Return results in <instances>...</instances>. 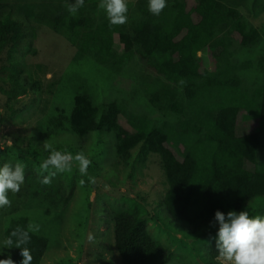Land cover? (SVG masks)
Masks as SVG:
<instances>
[{
    "label": "trees",
    "instance_id": "1",
    "mask_svg": "<svg viewBox=\"0 0 264 264\" xmlns=\"http://www.w3.org/2000/svg\"><path fill=\"white\" fill-rule=\"evenodd\" d=\"M71 2L43 0L25 4L18 12L63 36L75 48V56H89L114 73L135 57L144 61L151 72L144 78L148 104L170 119L158 125L119 100L96 104L78 83L73 86L71 109H56L58 113L46 120L50 133L68 132L84 139L91 132H105L111 153L119 160L126 161L137 145H141L142 163L149 155L158 156L167 190L157 207L173 223L183 222L186 232L197 239L216 235L217 210L240 212L254 200L264 201V153L260 151L264 134V46L258 62L262 83L248 94L241 89L238 71L247 68L249 62L232 61L231 39L250 48L261 32L240 15L237 7L224 0H167L160 15L153 16L148 0H136L132 13L138 15L134 23L110 25L106 15H98L99 0H85L75 15L67 11ZM22 24L11 13L0 15V55L5 52L7 57V63L1 64L0 80L8 87L5 92L12 104H5V110L9 114L16 113L14 105L26 107L23 97L40 91L39 82L22 71L16 58L26 41ZM206 47L216 63L213 71L201 64L199 54ZM65 78L67 85L61 86L68 91L74 79ZM94 139L99 141L98 137ZM28 148L20 152L38 157L37 143ZM53 194L50 183L34 180L29 193L11 198L13 205L7 213L19 208L22 197L30 207L47 208ZM261 210L259 207L253 212ZM146 214L144 207L133 201L110 210L120 264L171 261V250L149 232ZM18 229L29 234L27 245L22 247L30 249L31 264H41L48 237L31 231L27 217H13L7 222L4 240ZM6 249L19 264L20 250ZM206 253V264H223L216 246L207 245Z\"/></svg>",
    "mask_w": 264,
    "mask_h": 264
},
{
    "label": "rangeland",
    "instance_id": "2",
    "mask_svg": "<svg viewBox=\"0 0 264 264\" xmlns=\"http://www.w3.org/2000/svg\"><path fill=\"white\" fill-rule=\"evenodd\" d=\"M39 1L43 0H0V15L11 13L23 23L26 41L16 58L22 71L30 73L40 85L39 92L23 97L25 108L21 104L14 105L16 113L9 114L5 110V104L9 102L5 92L8 87L0 80V165L20 162L25 168V180L20 190L14 194L9 192L10 205L0 207V242L4 241V230L10 218L27 217L30 230L49 239L41 264H120L109 212L133 201L147 212L146 222L151 235L171 250L172 259L168 264H206L207 245L216 246V235L207 240L194 238L186 232L183 222L173 223L157 207L158 200L167 190L158 156L149 155L142 163L141 145H137L130 151V157L122 161L111 153V143L105 132H91L84 140L68 132L53 134L47 129L46 120L52 113H58L56 109L66 112L71 109L73 86L78 83H82L96 104L122 101L128 109L145 114L158 125L170 117L152 110L148 104L144 78L151 72L144 61L135 57L114 73L96 64L89 56H75V48L63 36L42 23L27 20L18 12L19 7ZM135 1L127 0L130 13L127 25L137 19L138 14L132 13ZM224 2L236 6L240 15L261 32L258 42L250 48L242 47L236 39H231L232 61L237 64L249 62L247 68L238 71L241 89L249 94L262 83L258 62L264 46V0ZM98 9V15H105ZM199 55L202 66L213 71L216 63L210 49L204 48ZM6 59L3 52L0 68ZM66 75L74 79L68 91L61 86L67 85ZM96 137L99 138L97 142ZM43 138L49 140L45 142ZM262 141L260 151L264 153V134ZM34 143L40 147L38 157L21 153L28 151V146ZM56 146L61 148L57 151L73 156L80 154L76 149L82 151L90 161L86 174L80 172L79 161L75 159L74 163L72 160L70 170L57 172L51 177L54 194L49 207H30L27 198L22 197L17 204L19 208L14 213H7L13 205L11 198L16 199L18 193H29L32 181L42 182L44 176L55 171L51 167L43 169L41 165ZM56 201L61 202L56 204ZM259 207L262 210L254 213ZM246 209L251 216H264V201L254 200ZM9 257L7 249H0V259ZM219 261L226 264L222 258Z\"/></svg>",
    "mask_w": 264,
    "mask_h": 264
},
{
    "label": "clouds",
    "instance_id": "3",
    "mask_svg": "<svg viewBox=\"0 0 264 264\" xmlns=\"http://www.w3.org/2000/svg\"><path fill=\"white\" fill-rule=\"evenodd\" d=\"M167 0H148V11L153 16H159L166 7ZM85 0H73L67 4V11L75 15L83 7ZM98 7L104 11L110 25H121L127 21V0H99ZM183 84L184 81L179 82ZM76 159L80 163V172L86 174L90 161L83 155L75 157L71 153L53 150L43 161L41 167L55 169L43 177L42 183H50L51 177L57 172L71 169V162ZM25 180V168L20 162L3 163L0 165V207L10 205L9 192L16 193L20 190ZM83 183V181H81ZM216 230V251L226 264H264V216H251L249 211L236 212L229 210L214 213ZM15 238V239H13ZM30 237L27 231L18 229L4 241L0 242V249L18 248L22 259L19 264H31L32 255L27 245ZM0 264H15L9 257L0 259Z\"/></svg>",
    "mask_w": 264,
    "mask_h": 264
}]
</instances>
